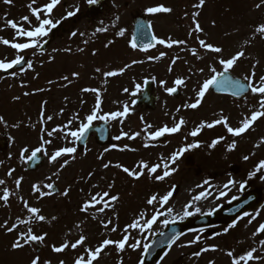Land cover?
<instances>
[{
    "label": "rangeland",
    "instance_id": "1",
    "mask_svg": "<svg viewBox=\"0 0 264 264\" xmlns=\"http://www.w3.org/2000/svg\"><path fill=\"white\" fill-rule=\"evenodd\" d=\"M137 2H134L132 0V4L129 8V10L126 11V14H121V19L117 20V28L114 30L118 33V26H122V29H126L125 35L126 39L120 41L118 44H112L107 46L108 49L106 50V53H99L98 56H92L91 55V46L88 47L87 51H84L82 54V57L85 61H90L91 64L94 62H103L106 60H110V65L112 66V71H118L121 68H125V73L122 75L113 76L110 79H112L111 83L106 84L108 85L106 88V94L110 99L104 100V102L109 103V106L113 105V110L109 111H120L123 109V106L127 104L129 106L130 112L129 115L126 118H123V123L121 124L118 120L112 121L114 128L118 127L120 129H114V132L118 135L121 134V131L127 132L130 135L134 134L136 132H140L141 135H143V141L138 149L135 147H132L130 145V142L133 140H129L127 137H123L121 140L122 143L127 140V151H125V147L119 148L116 150L113 155L116 156L118 163L120 165H126L129 169H133L134 166L141 160L148 162L150 165L154 164H162L163 162H166L168 160L167 153H166V146L167 144L164 143H157L148 141V132H154V130H157L159 127L164 125H173L172 123H169L168 121L163 122L161 119V116L163 113H165L160 106L159 111L155 114H151L148 112H141L140 114H134L133 110V100L136 97V95L139 94L141 91L142 83L147 78H152L157 83V94H160L162 96V102L161 105H168V113L170 111V114L167 115L169 118L170 116H178L180 118L184 115V112L182 109H180L179 112H177L178 106L182 108L183 103H186L185 101H179L174 102L172 105V97L169 96L170 94L166 93V88L173 85V79L176 80L177 78H183L185 80V85L179 86L180 89L184 90L188 94V90L195 95L191 96V101L196 99L197 91L199 90L201 84L205 79H207L211 73L209 71V67L213 66L217 68V71H219L223 66L219 65L217 62L219 59L224 58L228 59L231 58L233 55L237 53L238 50L244 51L247 53V51L254 52L258 49V45L260 41L257 39L250 37L248 40L246 38L249 37V33L251 32V29L248 28V22L251 21L252 17H256L258 13L264 12V4H261V0H228V5H232L234 9L231 11L232 13H238L240 11V18H231L229 19V23L226 24V20L223 18V4L221 6L220 3H223L221 0H205V2L209 1V4H207V11L204 10L200 15V17L204 16L208 13H214L216 11V8L218 11L221 12L220 17H222V22L219 24V26L224 27V33L222 32L221 35H217L215 31L213 30L212 35L207 34L204 36V40L209 43L213 40V44L216 43V39L219 38L220 43L223 46V53L222 54H215V53H208L206 56L204 54H199L198 56H190L192 55L188 53H184L182 51V48H188L195 46V43L198 42L197 37H192V40L188 41L185 40L186 43L183 45H180V48H175L173 50V56L175 59L169 58L168 62L163 63L162 60L160 63L154 64V61L149 62L148 59H144L145 55L134 52L135 50L130 47V10H134V14L136 12L145 11L147 7L157 6V5H164L166 7H170L174 3L179 2V0H135ZM177 1V2H176ZM199 2V0H192ZM219 2L218 7H216L215 3ZM257 4H260L261 6L259 8L256 7ZM231 7V6H230ZM172 15H179L181 12L177 11V8H172ZM183 14V13H182ZM258 19V17H257ZM261 20V19H258ZM154 24L157 26L162 25L163 29L166 30L164 33L161 32L162 39L167 40L169 38V32H173V29L175 27L170 26L171 24L167 22L166 20L162 19L160 16V19L155 18L153 19ZM87 23L86 20H80L76 26L70 27L73 31L77 32V35L73 37L71 33L68 34L69 28H67V31L64 32V40L62 42L63 46V55H60L61 57H66V65H70L73 67L71 70V75L73 73H80L79 69L81 68V63H79V59L75 56H72V51L77 50V46L74 44V42L79 41V46H83V41L86 38L87 35ZM259 25L264 23V20L257 22ZM258 24L255 26V28L258 26ZM237 25L241 29V34H237ZM102 24L99 21L98 27H101ZM162 29V30H163ZM235 31H234V30ZM85 33L84 36H80L79 33ZM103 32H100V34ZM225 35H232L233 37H230L227 41L224 40ZM240 37L241 41L240 43L233 45V42L236 41ZM201 39V38H200ZM74 41V42H73ZM246 41L251 46L246 47ZM92 45H97V48H103V43H96ZM71 49L69 52H65V49ZM163 50L165 53H167V47L163 45ZM198 51V50H197ZM198 53V52H197ZM74 55V54H73ZM72 56V57H71ZM88 56H91V58H87ZM189 56V57H188ZM177 57L182 58L179 61H177ZM199 57V58H198ZM95 58L93 61L92 59ZM63 59V58H62ZM61 59V61H62ZM242 59V58H241ZM175 60L176 62L173 64L172 61ZM198 62L197 64V61ZM133 61H141L140 63L132 64ZM205 61L208 64H205ZM180 63L182 66H186L182 69H176L169 71V68L161 69L162 66H168V65H175ZM90 66H94L91 65ZM134 65V67L127 68V65ZM59 66V64H58ZM208 66V67H207ZM238 68L235 69V72L239 70V65H237ZM107 67V66H106ZM64 67H61L63 69ZM99 68L101 71L106 68L101 67H94L93 70V76L92 78H96L101 71L97 72L96 69ZM203 68L204 71L201 73L199 69ZM239 72V71H238ZM165 74L164 76H162ZM87 72H84V75L81 77V82L85 83L87 77ZM13 79V77L11 78ZM6 81L7 83L10 81V78H0V84L2 85V82ZM161 81H166L165 84H162ZM190 81V82H189ZM44 85V83L42 84ZM139 85V90H137L136 86ZM85 86V84H84ZM17 88L16 86H14ZM84 88V87H82ZM127 88L129 91L125 92L124 89ZM40 86L36 85L35 90H39ZM14 90V88H12ZM207 94L205 95V100L209 102L211 99L214 101H217L221 104H227L229 102L228 99H224L221 97L213 96V94ZM72 99L75 97V95H70ZM79 97L77 95L75 99ZM11 94H9L8 88L3 89V91H0V116H3L5 121L7 122V127L0 124V137L3 133H7L9 139L10 137V146H8L7 151L5 154H2L0 152V161H3V165H0V179H4L6 181V184L4 187H7L10 192H14L15 197V179L19 177H23V181L20 185V190L23 186H25V189L27 188L28 195H32V206L34 207V204L36 205L35 199L36 196L33 194V185L40 183V180H42L43 175H45V178L47 180V183L55 181L57 182L59 179V176H54L53 173L57 171L55 167H52V165H57L55 163H49L48 156H50L55 150L61 147H73L74 144V138L68 137L67 140L63 139V133L57 132L59 135L57 137H52V143L50 145H46L47 154L45 155V168L40 169L33 173H28L25 170L26 166V160L21 159L20 157V151L22 148L27 146L30 151L36 147H39L41 144L40 136L42 134V129H46L47 131H51L52 129L63 126L67 124L69 120H72V129L75 130L79 126V122L85 118V116H81L79 114V118H76V114L79 113V111H72L71 114H69V110L72 109L73 105L69 104V100L63 104V101L61 100L62 108L57 112V115H50L49 112L43 111L44 120L45 122L42 124L40 122L41 120V111H38L37 106H32V110L29 113L25 114L24 111L21 109L18 111V109L14 110L15 104L11 103ZM57 98V97H52ZM50 98V100H53ZM80 101V100H79ZM79 101H76L78 104ZM190 101V102H191ZM196 101V100H195ZM193 101V103L195 102ZM189 102V103H190ZM4 108V109H3ZM5 110V111H4ZM164 115V114H163ZM47 116H52L53 119L51 121H47ZM165 116V115H164ZM141 117H143L144 123L150 124V120L148 121V117H153L157 121V124L153 125L151 129H148L145 131L144 124L141 123ZM19 123V128H13L12 125ZM32 125H35V127H32ZM237 126H240V123L237 124ZM55 133V134H57ZM114 133V134H115ZM247 133L251 134V129L248 130ZM54 134V135H55ZM261 134L260 139H264V122L260 121L256 124V128L253 130V135ZM45 139H50L46 134L44 135ZM172 136L168 137V140H170ZM141 136L136 137L135 141L140 142ZM62 142L63 144L57 145V142ZM118 141V142H119ZM155 141V140H153ZM147 144L148 146L145 147L144 145ZM259 147H261V156L264 155V143L258 144ZM91 148L87 149L86 153L89 155L91 152L99 151V147L92 142L90 144ZM249 144H244L241 149L243 148H249ZM131 149H135V151H132ZM5 155V156H2ZM27 155V154H26ZM75 156V159H72L71 156H65L64 159H68L70 162L68 163V167L66 168V173H74L76 170L74 169L77 165L83 167L87 164V157L86 154H79L74 153L72 154ZM170 157V156H168ZM264 160V159H262ZM183 162L176 161L175 164L171 165V167L177 168L178 170L174 172L171 176L167 177L163 181H157L154 179V175H160L163 174V168H159L157 170V173L153 176L147 175L142 176V180L136 181L133 185H128L126 188L121 190V198L125 199L129 202V206L132 209V207L135 205V202H138L140 204L139 207H137L136 210L138 213H141L142 211H147L149 217L153 212V207L145 204V199L150 198L152 195L157 194L158 196H163L166 194L172 186H179V190L176 194L173 195V197L170 199L169 204L165 205L164 208H167L169 206L174 208V212L172 216H176L177 213H182L183 207L185 204H187L193 196L198 194L200 191L204 190L203 188H197L198 184H202L205 180L204 178H198L196 179L192 175H188L187 173H184L185 170L182 166ZM199 165H201V162H198ZM10 169H15V171L12 174V177H8L6 174ZM264 171V170H262ZM5 173V174H4ZM211 173V172H210ZM60 175V172H59ZM51 177L52 180L49 181L47 178ZM146 178V179H145ZM238 176L235 175H227L225 177L218 178V180L212 181L211 185L215 186L210 191L212 192V195L209 196L206 200H201L197 203L203 212H207L209 209L214 208L220 204H223L232 197L237 196L240 193V190L238 188V185L240 182V179H238ZM229 179H233L237 181V184L235 186H230L231 190L228 191L227 189H224L223 186L225 183L228 182ZM205 188L208 187L207 185L204 186ZM227 191V195L224 197H221L220 199H215V197L219 194V191ZM117 191H119L117 189ZM133 191L135 194L133 195ZM3 191H1L2 193ZM120 192V191H119ZM0 193V194H1ZM51 197V196H49ZM133 197V198H132ZM46 199V198H45ZM144 200V203L142 201ZM102 206V205H101ZM157 208L160 206L157 205ZM39 208H42L40 205ZM164 208H161L160 210L163 211ZM191 210V209H190ZM200 213H197L195 215H198ZM131 215H133V218H128V224L132 223L134 219L137 217L131 212ZM256 215V214H254ZM194 216V215H193ZM252 215L249 217L246 216L244 220H242L244 227L246 228L238 233L233 234L230 237H221L219 236H211V233H207L205 231H195L192 233H189L185 237H183L170 251L167 258H165L163 261L157 263V264H217L218 260H213L211 258H207L208 253L212 252L211 250L207 252H202L199 257L194 256L193 253L201 251L205 247H209L212 245L217 246V249L225 254L229 250L233 251L236 255H240L241 253H246L251 248H256L257 252L255 255H259L264 257V249H262L259 241L264 240V233H260L256 236L253 235L254 232H256L258 228V224L264 223V216L263 213H259L258 216H256V219L252 221V223H249V220ZM165 218L171 219L172 217H166L161 216L156 224L153 225L151 230H146L143 235L139 234L135 230H132V235L136 239H140L142 244H145L150 240L153 233L161 231L165 225L163 224V220ZM179 220V219H177ZM33 230L36 234H42L47 233V237L45 241L43 242V246H45L46 250L43 254L37 253L35 250V247L32 246V248L25 246L23 249H18V251H15L12 249V247L8 244H1L0 239V264H30L32 258L35 256H39L41 258V264H43L44 261H50L51 264H59L61 260L65 261V264H74V260L82 255L85 254L84 249L87 247L95 248L98 246L104 239H102L101 236H98L97 234L92 233V237L90 240H86L85 244L83 246H78L76 249H73L72 252L70 251V248L66 249L63 253H56L52 250V246H57V230L53 227H48L46 230L39 228L40 226H32ZM65 229V228H64ZM61 229V230H64ZM59 230V229H58ZM78 237L80 235H83L82 228H77L76 230ZM250 233V235H249ZM196 235H200L202 237L201 241L192 244L190 246H181V245H187L189 241L193 240ZM65 240L70 241V243H73L75 241H71L72 237H66ZM60 241V240H59ZM127 247V246H126ZM129 251H124L121 255L125 258L130 257L135 253L136 255L140 256V250L133 251L131 249H128ZM113 256L116 257L118 255V251L115 247H113ZM40 254V255H39ZM217 256L216 253H212ZM58 255L62 256L61 258L58 257ZM72 255L75 257V259H72ZM108 256V253L105 254ZM103 254H100V257L98 261H94V264H105L106 262L103 259ZM211 256V255H209ZM129 257V258H130ZM128 258V259H129ZM127 259V260H128ZM136 259V257L134 258ZM248 264H264L262 261H250Z\"/></svg>",
    "mask_w": 264,
    "mask_h": 264
},
{
    "label": "snow or ice",
    "instance_id": "2",
    "mask_svg": "<svg viewBox=\"0 0 264 264\" xmlns=\"http://www.w3.org/2000/svg\"><path fill=\"white\" fill-rule=\"evenodd\" d=\"M5 3L11 4L12 0H4ZM36 3V0H31V3L28 5L31 17H33L36 21V24L33 25L31 22V19L29 16H24L21 18V20L28 24V27L25 28L22 26V24H18L15 21H7V25L10 26L12 29L15 30V34L13 37V40H22L23 42H12L8 39H4L0 37V43L6 46H10L12 49L16 50L15 58L11 61H5L0 60V70H8L12 69L16 65H21L25 61L24 53L26 50H33V53L35 54V50L37 49H43L44 45H46L49 41L46 39V37L49 36V34L53 31V29H56L63 20H66L69 17H73L77 15V13L80 11L79 6H76L73 11H69L66 13V16L62 17L60 20H53L52 19V13L53 10L61 3V0H49L47 4L41 5L40 7H33L32 5ZM86 3L89 6H95L100 3V0H86ZM205 4V0H199L197 4L194 5L195 8H202ZM261 4H264V0H261ZM261 5L257 4L256 7L259 8ZM149 15L159 14V13H170L172 12V9L170 7H166L164 5H157L152 7H147L145 10ZM43 14V15H42ZM187 15V14H186ZM199 16V12H194L192 14V19L194 22V26L191 28V31L189 32V35H192L193 33H203L204 29L201 27L199 21L196 19V17ZM116 20H119V16L115 18ZM103 24V22H101ZM114 26V24H113ZM152 25L151 22H149L146 26L141 24L139 26L138 32L140 36L144 37L147 42L140 44L138 42V36L137 34H133L130 40V47L132 49H138L147 52L150 48H154L156 45H165L168 48H172L173 45H183L186 43L185 40H173L170 37L165 40L158 38L153 32H151ZM107 27H98L95 29V31L92 33V36H95L96 33L100 32H107ZM126 29H120L117 35L123 37L125 36ZM259 34L262 38H264V24H261L257 26L254 30V35ZM73 37L77 35L76 31H73L71 33ZM80 36H84L85 33L81 32L79 33ZM198 40V46L201 49H205L210 53L215 54H222L223 49L219 46H216L212 43L206 42L204 39H200L197 37ZM85 44L88 43L87 40L84 41ZM111 43V41L109 42ZM247 43V41H246ZM107 46V45H106ZM53 51H57L54 49ZM65 51H71V49H65ZM78 51H84L83 48L78 49ZM191 53L193 56H198L197 49L192 48ZM165 53L161 52L159 56L156 57H149V59H160L162 56H164ZM245 52L239 51L235 55H233L231 58L224 59L221 58L218 60V64L223 66L222 71H217L216 67L210 66L209 71L211 73L210 77L205 79L203 83L201 84L199 90L196 94V101L194 103H187L183 105L182 107L189 108V109H196L203 99L205 98L206 93L209 91L210 88L215 87L218 90H229L231 91V94L234 97L242 96L246 92H251L253 95H256L259 97L257 104L258 107L255 111L251 112L250 116H245L240 121L239 127H231L228 124V118L221 115L220 119H217L211 123L208 122H201L200 125H198L192 132L189 133L190 136H197L202 129L205 127L207 128H213L216 125H223L227 132L231 134L234 137H239L242 134H244L246 131H248L254 122H256L258 119L264 117V75L259 77V83L255 82V65H253V70L245 75L243 77V81H246L247 83L242 82L240 79H233V77L229 74L231 70L234 69V66H236L237 62L244 57ZM199 58V57H198ZM179 59V57H177ZM141 61H133L132 64L140 63ZM176 61L173 60L172 63L174 64ZM259 63V61H257ZM132 65L129 64L126 67L130 68ZM33 64L31 61L27 63V68L32 69ZM97 72L101 71L99 68L96 69ZM125 71V68H121L118 71H107L103 73L106 77H113L122 74ZM169 71H171V68H169ZM201 73H203L204 69H199ZM12 75H16V73H12ZM74 76H78L79 73H73ZM64 80H68V77H63ZM51 83V82H50ZM162 84H165L166 81H161ZM173 87H168L165 90L169 94H174L178 91V87L176 86H183L185 85V80L183 78H177L174 81ZM139 85L136 86L137 90H139ZM84 92H92L96 94V104L95 107L92 109L90 114H88L83 120L79 122L78 128L75 130L72 129V120H69L67 124L63 126H58L51 131H47L46 129H42V134L40 136L41 144L39 147H36L30 151V149L25 146L20 151V157L21 159H24L26 161H33L38 159V154H47L46 145H50L52 143V137H54V134L57 132L63 133V139L67 140L68 137L74 138V141H84L87 133L90 129L93 127V122L97 120L102 121H119L121 124L123 123V118H126L129 115L130 109L127 104L123 106V109L120 111H114L110 113H104L100 114L101 112V99L99 95V89L96 88H86L83 89ZM125 92H128L129 90L127 88L124 89ZM25 95H29V93H25ZM15 99H19V97H15ZM180 111V108H177V112ZM76 118H79V114H76ZM47 121H51L53 119L52 116H47ZM143 119V117H141ZM175 120V118H174ZM40 122L43 124L45 122L44 115H43V107L41 111V120ZM186 123V121L181 117L178 121H175L174 125L172 127H169L168 125H164L154 132H148V139L150 140H156L159 137H163L166 134H175L178 133L182 126ZM0 124L7 127V122L5 121L3 116H0ZM13 128H19L20 124L16 123L12 125ZM32 127H35V125H32ZM153 126L150 124H147L145 126V131L148 129H151ZM97 131H101L100 129H97ZM47 135L50 139H45L44 135ZM140 132H136L134 134H129L127 132L121 131V135H118L115 137L116 140H121L123 137H127L129 140H135L136 137L140 136ZM10 139H12L10 137ZM225 137H219L216 140H213L210 144L211 148H215L217 144H219ZM261 143H264V139L261 140ZM145 147L148 145L145 144ZM113 148L117 147L116 145H112ZM126 149L128 148L127 145L124 146ZM200 147L199 143H191L187 144L181 148H179L177 151L171 154V156L168 158L166 162H163L162 164H154L150 165L146 161H139L133 169H129L128 167H125L123 165H120L117 163L115 167L120 168L124 173H126L128 176L133 177L137 180L140 179L141 176L145 174V172L148 173V175L151 177L153 174L157 173V170L159 168H163V174L160 175H154V179L157 181H163L167 177L171 176L174 172H176L178 169L171 167V165L175 164L178 159H180L184 153L188 152L191 149H195ZM237 147V144L235 140L228 146V150H234ZM256 147H259V145H256ZM132 151H135V149H131ZM77 148L75 146L73 147H61L57 150H55L50 156H48L49 163H55L57 162L58 158H62L64 156H71L72 159H75V156L72 155L76 153ZM105 152L109 151L108 148L104 149ZM27 154V155H26ZM243 159L248 160L249 157L245 156ZM70 161L68 159H64L63 163L60 165V168H64L66 165H68ZM3 161H0V165H3ZM111 162L105 163L103 167L107 169L110 166ZM264 170V160L260 161L256 167V169L249 174V178L255 177L258 172H261ZM15 169H10L7 172L8 177H12L13 172ZM58 169L56 172L53 173L54 176H59ZM264 178V177H262ZM23 177L16 178L14 183L16 189L20 188V185L23 181ZM49 181L52 180L51 177L47 178ZM6 181L4 179H0V185H5ZM237 184V181L233 179H229L227 183L224 184L223 188L227 189L228 191L231 190L230 186H235ZM245 182L239 183L240 190H244L245 188ZM207 185L208 187H204ZM111 188L112 185H109ZM213 185L210 184L209 180L205 179L202 184H198L197 188H203L204 190L200 191L198 194L192 197V199L184 205L182 213H177L176 216H172L174 212V208L169 206L167 208H164L165 205L169 204L170 199L173 197L176 186H172L170 190L164 194L163 196H158L157 194L152 195L150 198L147 199L146 203L149 206L153 207L152 214L148 215L147 211H142L138 214V217L132 221V223L125 226L123 229L122 238L119 240H112V239H104L98 246H96L94 249L91 247H87L84 249L85 254H82L78 256L74 260V264H94V261H98L100 254L109 246H114L116 250L120 253H123L126 250V246L128 249H131L133 251L137 249L142 250V258L138 261V264H144V256H147L149 253V250L151 249L152 245L150 244H142L140 239H136L132 235V230H135L139 234L143 235L146 230H151L153 225L156 224L158 219L161 216L166 217H172L171 219L165 218L162 222L165 226H167L170 223H175L177 219L184 220L187 217H191L197 213H200L201 215H213L216 208H211L207 212H203L202 209L197 205V203L201 200H206L209 198V196L212 195V192L210 189H212ZM56 184L55 181L49 182L47 184H34L33 185V194L36 195L37 200H40L46 196H52L54 195V192L56 191ZM12 195V193L9 191L7 187L3 188V194L0 196V200L4 202V205L6 206L9 201V197ZM63 196H67L68 192L64 191L61 193ZM227 195V191H219V194L215 197V199H220L221 197H224ZM107 197V199H105ZM20 200L23 201L24 208L26 209V217L21 218L17 217L16 222L9 225L8 221H4L2 224H0V229H4L7 233H12L16 231L20 225H26V230L22 232H18L17 238L13 241L11 247L14 250L23 249L25 246L31 245V244H43L47 237V233L42 234H36L33 230L32 225L33 224H40L41 222H48V217L41 214L42 210L39 207H32L29 206L28 201L24 200L23 197H19ZM233 200L238 199L237 197H232ZM119 200L118 195H109L108 192L103 193H97L96 195L91 196L90 200L86 201L81 211L88 212L90 208H96V206L102 205L98 209H96L98 212L103 213L106 208H112L114 207V203ZM230 202V201H229ZM159 205L160 207L157 208L156 206ZM217 207H220L219 205ZM164 208L163 211L160 209ZM191 209V210H190ZM250 214L248 212H244L243 216H249ZM259 215V212L256 213V215H252L249 223H252L253 220L256 219V216ZM243 216L241 218H243ZM52 220H55L56 217H52ZM112 224V220H108L106 223L102 222V225L105 229L110 230L111 232H116L117 227L112 226L109 229V225ZM236 226V221L229 224L226 228L223 229L224 233L229 232L230 229L234 228ZM79 227V225H77ZM189 231H196L193 229H190ZM200 232H203L204 230H199ZM264 233V223H261L256 232L253 233L254 236ZM186 233L177 232L174 233L171 237H169V243L168 247L169 249L172 247L173 244L176 243L177 240L180 239L182 235H185ZM221 233H216V235H220ZM202 237L200 235H196L193 240L189 241L187 245H181L183 246H190L192 244H196L200 242ZM87 240V237L85 235H80L77 240L73 243H69L67 240L63 242L60 246H52V250L56 253H63L66 249L71 247L72 249H76L78 246H83ZM262 249H264V240L259 241ZM216 251L217 246L212 245L209 247L203 248L201 251L193 253L194 256L199 257L202 252L207 251ZM257 252L256 248H251L248 250L245 254L235 256L233 251L229 250L227 252V255L232 258L231 264H248L250 261H262L264 260V257L255 255ZM165 256L167 253L164 254ZM163 259V257H161ZM30 264H41V258L39 256H35L32 258ZM43 264H51L50 261H44ZM59 264H65V261L61 260ZM119 264H123V260L121 259L119 261Z\"/></svg>",
    "mask_w": 264,
    "mask_h": 264
},
{
    "label": "water",
    "instance_id": "3",
    "mask_svg": "<svg viewBox=\"0 0 264 264\" xmlns=\"http://www.w3.org/2000/svg\"><path fill=\"white\" fill-rule=\"evenodd\" d=\"M255 197L256 198L251 196L244 200L240 199L235 203L233 202L231 205L216 211L213 215L210 216H201L193 220H191V218H188L183 222L169 224L168 227L162 233L156 235L153 241L150 243L152 247L145 258L144 264H152L155 260L161 258L164 252L169 248V237H171L174 233H186L191 228H203L208 225L214 224L215 222H231L237 217V212L241 213L246 209H250L253 205H260L259 196L255 195Z\"/></svg>",
    "mask_w": 264,
    "mask_h": 264
},
{
    "label": "flooded vegetation",
    "instance_id": "4",
    "mask_svg": "<svg viewBox=\"0 0 264 264\" xmlns=\"http://www.w3.org/2000/svg\"><path fill=\"white\" fill-rule=\"evenodd\" d=\"M41 2H42V4H39V2H36L33 6L34 7H40L41 5L47 4L48 1L41 0ZM2 3L5 5L7 10L6 11L0 10V15H2V20H0V37H2L4 39H8L9 41H13L15 30L7 25V21L11 20V21L16 22V14L17 13H19V14L22 12L30 13L28 5L31 3V0H12L11 4H7L4 2V0H0V5ZM54 32L52 33L53 39H52V41H51L52 43L50 45L51 48L54 46L53 43L57 42V33H54ZM1 48H2L3 53H2V55L0 53V59H1V57H2V59H5L8 55L13 54V52L15 51L10 46H6L3 44H0V49ZM8 59H10V57ZM0 86L4 87L2 85H0ZM26 197H27L26 200H28V196H26ZM0 210H2V209H0ZM26 214H27L26 209L23 210L20 214H16L14 216L15 218L9 222V225L16 222V219L18 216L21 218H25ZM6 216H7L6 212L0 211V222L3 223L4 221H6Z\"/></svg>",
    "mask_w": 264,
    "mask_h": 264
}]
</instances>
